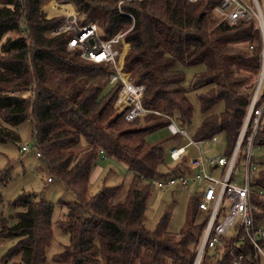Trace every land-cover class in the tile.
<instances>
[{"label": "trees", "instance_id": "16d2710c", "mask_svg": "<svg viewBox=\"0 0 264 264\" xmlns=\"http://www.w3.org/2000/svg\"><path fill=\"white\" fill-rule=\"evenodd\" d=\"M45 1L0 0V142H17L16 126L29 119L48 177L74 195L64 202L65 212L57 221L68 242L53 254V264H192L202 225L194 221L195 198L177 233L167 229L168 210L152 229L143 221L154 179L189 169L187 154L168 164L163 144L146 139L147 133L166 126L167 118L148 113L142 125L136 124L138 118L124 119V110L113 107L111 67L68 49V33L51 34L61 18L45 15ZM67 1L83 20L95 21L104 38L130 27L124 33L129 49L123 70L132 82L145 84V107L185 125L192 114L188 93L203 88L197 96L201 121L193 138L221 131L230 148L260 67L261 38L254 19H219L212 11L218 0ZM219 101L223 108L215 112ZM181 140L171 134L168 147ZM255 142L264 144V120ZM100 150L124 162L132 173L121 202L116 201L121 184L88 191ZM263 156L254 175L261 187ZM7 174L8 165L0 172L1 182ZM254 201L259 223L264 197ZM11 205L19 210L12 224L0 215V241H16L0 256V264H44L53 236L52 203L28 191ZM244 246L248 251L249 241ZM218 264L230 262L225 258Z\"/></svg>", "mask_w": 264, "mask_h": 264}, {"label": "built area", "instance_id": "2783aa9c", "mask_svg": "<svg viewBox=\"0 0 264 264\" xmlns=\"http://www.w3.org/2000/svg\"><path fill=\"white\" fill-rule=\"evenodd\" d=\"M59 9L63 16L50 33H68V49H77L85 60L107 63L111 67L113 74L109 83L116 84V108L124 110V119H141L148 113L166 117L169 132L186 139L183 144L174 143L168 147L172 161L188 153L189 146L196 149L188 159L187 171L153 181L160 189L169 186L193 189L197 212L203 220L192 264H200L205 258L213 264L225 258L230 264H242L245 259H250L252 264H264V227L255 221L258 205L254 201L255 197H264V187L254 181L257 161L264 154H260L257 160L253 159V151L264 148V144L255 142L258 128L264 120V0H218L212 9L220 19L230 22L254 19L261 38L259 71L230 148L226 142L222 146L218 137L221 131L195 139L187 133L180 119L142 104L145 84L132 82L123 70L124 56L129 47L125 31L104 38L99 34L95 21L83 20L70 3L62 4ZM217 144L219 150L208 153V146ZM27 149V145H21L19 151ZM100 154H104L102 150ZM35 155L40 156L38 148ZM239 160L243 163L240 182L233 176ZM246 241L250 243L248 251L244 249Z\"/></svg>", "mask_w": 264, "mask_h": 264}, {"label": "rangeland", "instance_id": "374dc122", "mask_svg": "<svg viewBox=\"0 0 264 264\" xmlns=\"http://www.w3.org/2000/svg\"><path fill=\"white\" fill-rule=\"evenodd\" d=\"M120 2L121 1L117 2L118 8ZM66 3H70L73 9H75L72 2L67 0H46L42 7L44 8L47 17L54 16L56 18H62L63 13L59 7ZM82 17L84 18L83 15ZM129 28L125 31H128ZM11 35H13V33ZM128 49L129 47L127 48V51ZM191 73L192 68L187 69V78L191 76ZM128 75L129 73L127 72V76ZM203 91L204 89L202 88L188 93V98L192 104V114L190 122L186 123L184 128L191 137H193L194 132L201 121L200 105L197 96ZM112 92L111 94H113ZM113 107L116 108L115 98L113 100ZM222 108V101L217 102L213 106L215 112L220 111ZM144 123L146 122L143 117L139 119L136 124L142 125ZM16 130L19 135V140L17 142H0V172H2L8 165V174L4 178L5 180L2 182L0 181V215L7 220L8 224H12L15 221V212L18 211L19 208L13 207L11 201L21 192L32 191L36 193L38 197L50 201L53 205L51 214L53 236L52 242L46 251V262L44 264H53V254L60 251L62 245L68 242L67 233L60 229L57 221L63 216L65 211L64 202L73 200L74 195L70 191L65 190L55 179L47 180L49 174L46 164L40 156L35 155L37 148L35 146V138L32 135L30 120L26 119L19 123L16 126ZM218 137L224 147L226 142L224 133L220 132ZM170 138L171 133L166 126L159 127L146 134V139L149 142L163 144L165 161L172 165L173 161L170 160L168 156V142L170 141ZM185 142L186 139H182L179 144ZM21 145H27L28 149L23 152L19 151ZM208 147V153H214L219 150L218 144L210 145ZM187 152V158L189 159L190 156L196 153V149L193 146H189ZM260 154H264V148L260 147L255 149L253 151V159L257 160ZM242 166L243 163L239 160L234 169L233 176L238 182L241 180ZM162 170H164V166L162 167ZM131 177L132 173L127 169L124 162L112 156L99 154L89 174L88 191L94 193L102 184L106 186L121 184L122 188L116 197V201L121 202L124 200ZM193 205L194 196L191 187L189 189H184L181 187L169 186L160 189L155 184H152L144 210V225L145 227L152 229L158 222L163 211L168 210L170 216L167 229L170 232L177 233L184 227L187 212ZM202 220V215L197 212L194 221L200 223ZM259 225L264 227V216L261 218ZM15 241L14 238L0 241V256L9 246L14 244ZM15 260V258L12 259V261ZM203 260L207 259L205 258Z\"/></svg>", "mask_w": 264, "mask_h": 264}, {"label": "crops", "instance_id": "0c3cea01", "mask_svg": "<svg viewBox=\"0 0 264 264\" xmlns=\"http://www.w3.org/2000/svg\"><path fill=\"white\" fill-rule=\"evenodd\" d=\"M48 178V177H47ZM65 212V211H64ZM64 214V213H63ZM260 223V222H259Z\"/></svg>", "mask_w": 264, "mask_h": 264}]
</instances>
